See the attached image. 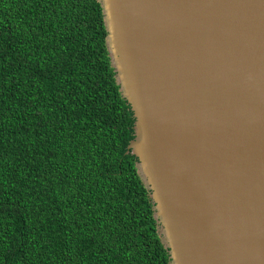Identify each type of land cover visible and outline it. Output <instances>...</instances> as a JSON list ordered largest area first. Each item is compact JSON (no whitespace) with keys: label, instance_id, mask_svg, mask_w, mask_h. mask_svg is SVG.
I'll list each match as a JSON object with an SVG mask.
<instances>
[{"label":"water","instance_id":"obj_1","mask_svg":"<svg viewBox=\"0 0 264 264\" xmlns=\"http://www.w3.org/2000/svg\"><path fill=\"white\" fill-rule=\"evenodd\" d=\"M97 1L168 264H264V0Z\"/></svg>","mask_w":264,"mask_h":264},{"label":"trees","instance_id":"obj_2","mask_svg":"<svg viewBox=\"0 0 264 264\" xmlns=\"http://www.w3.org/2000/svg\"><path fill=\"white\" fill-rule=\"evenodd\" d=\"M97 0H0V264H168L126 153Z\"/></svg>","mask_w":264,"mask_h":264}]
</instances>
